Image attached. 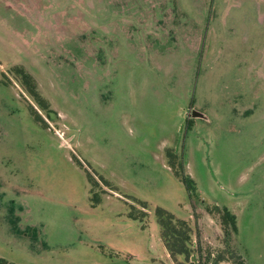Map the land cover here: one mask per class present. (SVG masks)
I'll list each match as a JSON object with an SVG mask.
<instances>
[{
	"label": "rangeland",
	"instance_id": "374dc122",
	"mask_svg": "<svg viewBox=\"0 0 264 264\" xmlns=\"http://www.w3.org/2000/svg\"><path fill=\"white\" fill-rule=\"evenodd\" d=\"M158 207L264 264V0H0V258L177 264Z\"/></svg>",
	"mask_w": 264,
	"mask_h": 264
},
{
	"label": "trees",
	"instance_id": "16d2710c",
	"mask_svg": "<svg viewBox=\"0 0 264 264\" xmlns=\"http://www.w3.org/2000/svg\"><path fill=\"white\" fill-rule=\"evenodd\" d=\"M26 88L32 95L36 98L38 97L36 89L29 83ZM42 106L45 108L43 104ZM183 179L188 185L190 184L189 178L183 177ZM216 209L221 214L225 234L229 237L232 234H236L238 229L236 214L228 208L220 209L216 207ZM156 216L161 229V239L172 259L177 264L188 262L194 252L192 228L189 222L185 219L177 218L173 213L161 207L156 209ZM0 264L15 263L0 258Z\"/></svg>",
	"mask_w": 264,
	"mask_h": 264
},
{
	"label": "water",
	"instance_id": "95a60500",
	"mask_svg": "<svg viewBox=\"0 0 264 264\" xmlns=\"http://www.w3.org/2000/svg\"><path fill=\"white\" fill-rule=\"evenodd\" d=\"M191 115L194 116V117H197V116H201V117H203V116H204L201 112H199V111H195V110L192 112Z\"/></svg>",
	"mask_w": 264,
	"mask_h": 264
}]
</instances>
